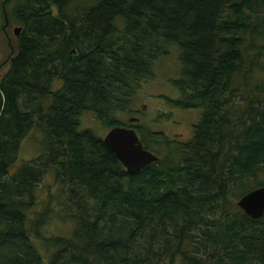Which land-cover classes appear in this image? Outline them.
Here are the masks:
<instances>
[{"label": "trees", "instance_id": "obj_1", "mask_svg": "<svg viewBox=\"0 0 264 264\" xmlns=\"http://www.w3.org/2000/svg\"><path fill=\"white\" fill-rule=\"evenodd\" d=\"M0 20V264H264V214L237 204L264 185V0H0ZM171 46V101L201 115L162 154L164 135L139 128L159 158L129 172L80 115L123 124ZM32 127L41 153L17 164ZM50 171L68 234L41 231L63 203L50 186L40 210Z\"/></svg>", "mask_w": 264, "mask_h": 264}, {"label": "rangeland", "instance_id": "obj_2", "mask_svg": "<svg viewBox=\"0 0 264 264\" xmlns=\"http://www.w3.org/2000/svg\"><path fill=\"white\" fill-rule=\"evenodd\" d=\"M2 23L3 22L0 20V73L3 74L7 70L8 64L2 65L1 63L5 57L9 55L10 48L8 38L2 32ZM13 32V29H11L12 36ZM177 51L175 46H171V50H169L168 53L162 54V56L155 61L153 65V76L151 78H144L139 84H136L129 107L131 109L139 107L144 109V112H141L142 118L139 123L147 128L154 130L164 129L169 136L188 139L193 135L194 124L200 118L201 108H182L171 101V99L178 98L180 94L178 88L172 82L174 79L181 76V60L178 58ZM144 105L145 107H143ZM134 114H136L134 111H118L117 117L119 116L118 118L126 120L128 115ZM80 127H89L100 136H104L110 128L104 121L98 118L92 109H86L80 115ZM175 132H180L181 134H176ZM140 134L139 130V135ZM42 136L43 132L38 127H32L28 131L21 142L17 164H20L24 160L35 158L41 153L43 146L40 140ZM159 146L160 145H156V149L160 154L166 152L168 149V147ZM257 179L264 180V173H260ZM53 182L54 175L53 172L50 171L45 175L44 180L38 186V199L41 204L39 206L40 210L43 209L45 203L49 201L50 186L53 194L58 198V201H63V203L61 202L58 204L57 209L56 204L59 202L53 201V198L56 197H52L50 204L57 209V212H54L53 216L41 226V231L48 235L68 234L72 231L75 221H72L70 216L63 217V215L59 213H68L66 211V204L64 203L67 201V198L65 199L66 190H61L57 184L53 185ZM58 191L60 193H58ZM58 194L62 196L59 198ZM60 209H64V211ZM34 215L35 213L32 212L31 216ZM43 252L47 253L46 245L43 246ZM44 260L46 261L45 258Z\"/></svg>", "mask_w": 264, "mask_h": 264}, {"label": "water", "instance_id": "obj_3", "mask_svg": "<svg viewBox=\"0 0 264 264\" xmlns=\"http://www.w3.org/2000/svg\"><path fill=\"white\" fill-rule=\"evenodd\" d=\"M16 33L20 27H16ZM136 117H130L135 120ZM104 142L115 152L129 172L157 160L159 156L146 148L136 129L132 126L114 125L103 136ZM237 204L250 216L258 218L264 214V185L252 188L237 199Z\"/></svg>", "mask_w": 264, "mask_h": 264}, {"label": "flooded vegetation", "instance_id": "obj_4", "mask_svg": "<svg viewBox=\"0 0 264 264\" xmlns=\"http://www.w3.org/2000/svg\"><path fill=\"white\" fill-rule=\"evenodd\" d=\"M15 29H17V28L15 27ZM4 30H6V28ZM143 107H145V105ZM143 110L144 109L141 108V107H139V108H132V111H134V113H136V114H134V115H128V117H127L126 120L122 118L121 120H122L123 124H120V125L132 126V127H134L136 129V131L138 130L137 132L139 134V130L144 127V125H142L141 123H139L140 120H141V118H142L141 112L142 113L144 112ZM132 111H129V112H132ZM132 116L133 117H136V119L135 120H130V117H132ZM151 130H154V129H151ZM154 132H160V133H162L164 135V138H166L167 141L164 142L165 140L163 141L161 139L160 141H162L163 143H160L159 145L160 146H165L166 148L170 145V143H168V141L169 142H181V141H186L187 140V139H182V138H178V137H175V136H169L164 129L154 130ZM140 133L142 134V131L141 130H140ZM175 133L176 134H181L180 132H175ZM141 134L139 135L140 136V139L142 138V135ZM142 142H143L144 146L146 147V145H145V143H144L143 140H142ZM146 148H148V149L152 150L153 152H155L154 151L155 149L153 150V149H151L149 147H146Z\"/></svg>", "mask_w": 264, "mask_h": 264}]
</instances>
